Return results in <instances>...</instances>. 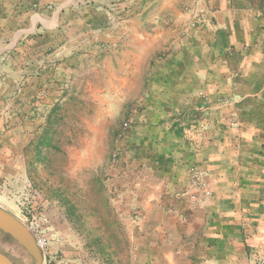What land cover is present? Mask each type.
Here are the masks:
<instances>
[{"label": "crops", "instance_id": "1", "mask_svg": "<svg viewBox=\"0 0 264 264\" xmlns=\"http://www.w3.org/2000/svg\"><path fill=\"white\" fill-rule=\"evenodd\" d=\"M2 62L14 74H0V206L14 211L25 197L32 213L45 212L55 264H117L118 253L113 244L101 257L85 241L99 230L68 229L53 201L28 190L25 149L68 102L93 112L80 170L103 166L107 144L118 147V112L129 114L120 162L106 170L108 232L117 238L120 225L127 264H247L264 250V7L0 0ZM195 165L211 190L202 203L190 200Z\"/></svg>", "mask_w": 264, "mask_h": 264}, {"label": "rangeland", "instance_id": "2", "mask_svg": "<svg viewBox=\"0 0 264 264\" xmlns=\"http://www.w3.org/2000/svg\"><path fill=\"white\" fill-rule=\"evenodd\" d=\"M246 1L254 7H257V5L264 7V0ZM13 67V63H0V74H14ZM220 97L215 100L218 104L221 102L229 103L231 100L226 97ZM205 111V109L197 110V117L203 116ZM92 114L93 112L91 111L81 110L80 104L75 102L65 103L62 108L54 112L53 117L56 123L51 128L50 140L43 144L38 143L37 147L38 141H35L31 147L29 145L25 149L27 176L32 186L28 190L36 191L38 196L44 201L46 199L53 201L52 205H50V207H53L50 209L54 210L56 216H59L63 222L67 223L68 229L77 230V228L87 227L86 229L92 231V233L95 230H99L97 232L102 234L105 250H110L111 244H114L118 253L112 258L117 261V264H127L125 261V248L128 246L129 241L125 239L120 225L116 224L115 227L117 238H110L108 232L111 225L109 222L115 220L114 216L116 215L113 214L109 204L106 170L109 162L114 165L120 162L122 143L127 138L131 122L128 113L118 112L116 119L118 127L114 128L115 137L119 141L118 147L114 148L110 153V143L107 144L103 166L96 169L91 165L89 169L80 170L74 166H76L78 156H82V159L86 156V147L83 143H80L81 137L83 138L87 133V128H85L83 122L92 117ZM226 121H228L230 126L235 125L234 115H230L226 118ZM39 134H42V131ZM25 193L26 195L24 196H27L26 198L30 202L33 200L32 197L37 196V194ZM24 198L22 197L20 205L15 206V212L3 208L11 212L20 223L25 225L26 220H31L41 215L46 216L44 211H40L36 215L32 213ZM18 213L21 216L17 215ZM100 220H102V226L99 224ZM46 232L51 236L48 228ZM88 236L85 241L90 245L94 235L88 233ZM52 240L53 243L54 239L52 238ZM0 254L11 261L12 264L35 263L34 259L22 247L1 231ZM101 257L105 258L102 254ZM106 258L108 257L106 256ZM42 264H44V260ZM53 264H55L54 260Z\"/></svg>", "mask_w": 264, "mask_h": 264}, {"label": "built area", "instance_id": "3", "mask_svg": "<svg viewBox=\"0 0 264 264\" xmlns=\"http://www.w3.org/2000/svg\"><path fill=\"white\" fill-rule=\"evenodd\" d=\"M118 24V19H110L111 28L116 29L118 27ZM189 172V192L194 193L190 196V200L202 203L211 196V190L208 183V175L206 171L203 170L200 166H193ZM48 222L49 219L44 215L34 217L31 220L25 221L28 230L35 239L37 248L43 255L44 264H53V258L51 256V246L53 240L51 236L46 232ZM247 264H264V250L259 253H254Z\"/></svg>", "mask_w": 264, "mask_h": 264}, {"label": "water", "instance_id": "4", "mask_svg": "<svg viewBox=\"0 0 264 264\" xmlns=\"http://www.w3.org/2000/svg\"><path fill=\"white\" fill-rule=\"evenodd\" d=\"M0 231L5 235L10 236L20 247H22L34 259V264H42L43 255L37 248L35 239L27 226L24 223H20L14 215H11V213L4 208L3 211L0 208ZM0 264L12 263L0 254Z\"/></svg>", "mask_w": 264, "mask_h": 264}, {"label": "trees", "instance_id": "5", "mask_svg": "<svg viewBox=\"0 0 264 264\" xmlns=\"http://www.w3.org/2000/svg\"><path fill=\"white\" fill-rule=\"evenodd\" d=\"M59 108H62V107H56L54 110H52V112L49 115L48 122H47L46 126H44L43 128H40L39 133H41V131H42V134H39L37 139L35 140V141H38L36 144V147H37L38 143L43 144L44 142H47L50 140L49 137L51 135V128L56 123V120L54 121L55 118L53 117V115H54V112L57 111ZM32 144L30 145V147L32 146ZM86 228L84 227V228H77V229L83 230ZM90 246L94 247V248L99 247L102 255H104V256L107 255L108 258L110 257V255L106 252L105 248L103 247L102 235L100 237H98L97 239L93 238V241L90 244Z\"/></svg>", "mask_w": 264, "mask_h": 264}, {"label": "bare ground", "instance_id": "6", "mask_svg": "<svg viewBox=\"0 0 264 264\" xmlns=\"http://www.w3.org/2000/svg\"><path fill=\"white\" fill-rule=\"evenodd\" d=\"M0 208H1V210L3 211V207L0 206ZM5 212H6V211H5ZM6 213H7V212H6ZM10 213H11V212H10ZM7 214H9V213H7ZM11 215H13V214L11 213Z\"/></svg>", "mask_w": 264, "mask_h": 264}, {"label": "flooded vegetation", "instance_id": "7", "mask_svg": "<svg viewBox=\"0 0 264 264\" xmlns=\"http://www.w3.org/2000/svg\"><path fill=\"white\" fill-rule=\"evenodd\" d=\"M11 262V261H10Z\"/></svg>", "mask_w": 264, "mask_h": 264}]
</instances>
